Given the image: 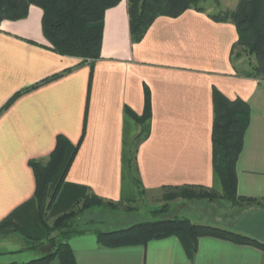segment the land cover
Instances as JSON below:
<instances>
[{"label": "crops", "instance_id": "0c3cea01", "mask_svg": "<svg viewBox=\"0 0 264 264\" xmlns=\"http://www.w3.org/2000/svg\"><path fill=\"white\" fill-rule=\"evenodd\" d=\"M208 13V8L187 9L175 18L158 16L144 37L131 43L126 0H121L104 14L101 52L93 62L54 52L36 5L29 6L25 18L2 20L0 109L21 93L0 111V220L9 217L25 235L46 241L28 160L45 159L57 134L76 144L85 115L78 151L57 188L55 182L50 186L51 217L89 193L112 201H149L155 210L163 204L164 186L201 185L221 193L211 163L213 85L229 99L240 97L249 104L250 120L236 163L237 192L263 197L264 80L236 75L230 62L235 26L215 22ZM54 74L59 75L42 82ZM144 84L150 90L151 117L143 123L135 172L128 158L140 125L125 106L141 114ZM141 206L140 213L147 211ZM212 206L224 211L230 203L219 198ZM103 207L86 212L96 215ZM82 229L68 238L76 264H264L259 249L210 236L198 239L190 260L176 236L104 246L93 228ZM7 239H0V264L25 262L49 249L43 244L38 255H24L15 234L18 241Z\"/></svg>", "mask_w": 264, "mask_h": 264}, {"label": "trees", "instance_id": "16d2710c", "mask_svg": "<svg viewBox=\"0 0 264 264\" xmlns=\"http://www.w3.org/2000/svg\"><path fill=\"white\" fill-rule=\"evenodd\" d=\"M121 0H0V22L4 19L18 20L25 18L30 5L42 10L41 28L44 37L51 44V49L61 55L82 58L93 62L100 56L104 27V14L107 9L116 6ZM205 0H126L128 29L131 43L139 42L149 26L158 16L178 17L187 9L205 12ZM207 16L215 22H229L235 26L237 39L230 48V62L237 76L253 77L264 80V0H237L232 9L217 10ZM248 58L247 68H240L236 60ZM54 74L42 82L56 78ZM91 75V74H90ZM21 92L13 94L0 111L6 109ZM213 119L211 127V163L214 173L220 180L222 192L201 185L164 186L163 198L167 202L174 197L184 200L213 202L224 199L233 207L244 209L231 219L249 211L264 209L263 197H249L237 192L236 163L243 146V139L250 120V107L246 100L236 97L229 99L216 86L211 87ZM126 111L140 125L129 151V163L136 172V151L141 143L143 123L151 117L150 90L143 85V110L136 114L128 106ZM85 118L81 136L76 144L63 134H57L55 145L49 155L28 160L34 175L33 196L36 202L38 221L46 231L48 247L38 257L25 262L10 264H47L57 259L60 264H76L68 238L85 229L73 227L75 219L85 211L98 206L109 209L122 208L123 212L136 211V200L112 201L94 193L83 196L68 210L51 217L49 208L53 194H49L53 182L56 187L64 179L85 135ZM140 187V181L137 180ZM168 203L162 208L151 211L152 215L163 213ZM229 223V224H230ZM98 241L104 246L145 244L152 239L176 236L187 255L192 260L197 251L198 239L210 236L227 240L235 244L249 245L259 249L264 256V243L243 233L230 225L222 227L206 223H193L187 217H169L163 219H144L131 223L127 227L103 231L93 230ZM19 233L26 240L25 249L38 250L44 244L42 240L25 235L20 227L9 217L0 220V237ZM54 233V234H53Z\"/></svg>", "mask_w": 264, "mask_h": 264}, {"label": "rangeland", "instance_id": "374dc122", "mask_svg": "<svg viewBox=\"0 0 264 264\" xmlns=\"http://www.w3.org/2000/svg\"><path fill=\"white\" fill-rule=\"evenodd\" d=\"M203 6L208 8L211 12H215L220 9L230 8L233 4V0H205ZM247 61L248 58L242 57L241 59H237L235 62L238 67L240 68H247ZM159 194V193H157ZM156 194V195H157ZM164 189H162V201L163 204L168 203V207L163 213L158 212L156 215H152L151 211L155 210V206H150V202L147 201V205L140 202L135 205L138 209L136 211L128 210V212H123L122 208L113 210L109 209L108 207L104 206L100 208L103 211H98V213L92 214L87 213L86 211L83 214H80L74 221L73 227L76 229L82 228H93V229H101L103 231L111 230L112 227L119 228V227H127L136 221H141L144 219H163L169 217H187L193 223H208L219 225L222 227H229V223L234 216L238 215L239 213H243L244 209H240L239 207H233L230 205L228 209L222 211L212 206V202H206L204 200L201 201H194V200H184L178 197H174L169 201H165L163 198ZM145 201V200H144ZM162 204V205H163ZM146 206V210L144 213H140L141 209L143 210L142 206ZM162 205L159 206L157 209L162 208ZM99 209V210H100ZM156 209V210H157ZM148 210H151L148 212ZM18 239V245L25 247L26 240H24L23 236L19 233H14ZM14 234L8 237L0 238L3 240H7V238H11L10 242L13 240L18 241V239H13ZM54 234V233H53ZM21 237L22 239H20ZM44 241V240H43ZM44 250L49 248L48 242H44ZM39 254V250L34 249H24V255L30 254ZM32 257V256H31Z\"/></svg>", "mask_w": 264, "mask_h": 264}, {"label": "water", "instance_id": "95a60500", "mask_svg": "<svg viewBox=\"0 0 264 264\" xmlns=\"http://www.w3.org/2000/svg\"><path fill=\"white\" fill-rule=\"evenodd\" d=\"M230 226L264 243V209L249 211Z\"/></svg>", "mask_w": 264, "mask_h": 264}]
</instances>
